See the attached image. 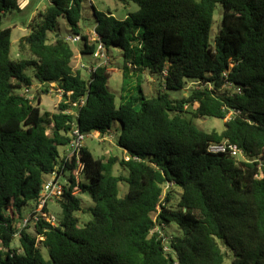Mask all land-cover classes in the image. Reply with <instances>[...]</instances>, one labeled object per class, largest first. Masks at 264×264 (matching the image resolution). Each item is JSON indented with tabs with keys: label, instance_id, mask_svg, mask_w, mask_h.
<instances>
[{
	"label": "trees",
	"instance_id": "1",
	"mask_svg": "<svg viewBox=\"0 0 264 264\" xmlns=\"http://www.w3.org/2000/svg\"><path fill=\"white\" fill-rule=\"evenodd\" d=\"M84 1L48 0L12 60V29L1 21L24 9L0 0V264H264V0H127L137 10L121 20L93 11L92 44L79 27ZM59 18L81 37L82 54L98 44L120 49L124 78L138 70L159 74L166 90L193 87L181 99L147 98L137 87L116 106L105 66L84 79L70 44L48 39ZM33 79L62 92L56 113H41L39 94L15 93L29 91ZM201 117L223 120L224 129L204 132L193 123ZM113 122L126 158H94L83 147L62 167L58 148L70 144L74 127L105 136ZM223 143L243 160L208 152ZM75 160L83 166L78 183ZM115 166L126 175H114ZM62 168L67 184L53 225L40 214L47 206L35 210L44 178ZM120 183L128 187L122 197ZM77 193L92 206L82 209ZM78 212L90 220L80 222ZM170 224L180 234L166 242L151 233Z\"/></svg>",
	"mask_w": 264,
	"mask_h": 264
},
{
	"label": "rangeland",
	"instance_id": "2",
	"mask_svg": "<svg viewBox=\"0 0 264 264\" xmlns=\"http://www.w3.org/2000/svg\"><path fill=\"white\" fill-rule=\"evenodd\" d=\"M22 1V0H21ZM48 0H28L27 5L23 12L7 14L1 21V28H11V48H10V58L15 60L17 57V41L20 37L28 34L26 24L28 21L39 11H42ZM137 10V6L127 0H85L83 2L82 18L79 22V27L82 34L87 35L88 43L92 44L96 39L94 34L95 28V18L93 11L102 12L104 14L111 13L117 19H124L128 14L134 13ZM222 10L220 6H217L214 13V22L210 33V40H213L215 34L217 33ZM55 35H58L62 39H66L68 36H73L71 34L70 28L63 18L57 20V26L55 32H50L47 34L49 40H51ZM70 47L74 52V57L71 61L73 69L79 70L82 78L86 79L90 73L93 66H105L110 72V78L107 82V89L115 96V105L118 106L125 95H130L135 92L137 87H140L143 94L147 98L156 97L159 93L165 92L171 99H181L189 94V89L193 87L191 82L187 81V84L182 89L178 90H166L164 88V79L159 74H149L148 72H141L138 70H133L132 74L127 78H124L123 72L126 63L123 59V53L120 49L115 47H110L105 53L103 59L93 58L92 54H82L83 41L77 43H70ZM28 75L32 76V72L27 71ZM44 89H47V93H41ZM16 94H25L28 98H32L39 94L40 105L39 109L41 113L49 112L56 113L59 103L61 102L62 96L58 93L54 84H50L49 87L40 84L37 80L33 79V84L28 92H22V90H15ZM35 99L33 103L35 104ZM193 123L203 130L204 132H210L216 130L221 132L224 129V121L220 119H215L211 117H201L193 119ZM120 130V123L113 122L111 127V132L108 135H90L87 137L83 143L84 147L87 148L93 155L94 158L116 156L118 158H126V154L121 151L116 145V140L118 138ZM67 146L59 147L58 151L62 157L63 153L66 151ZM237 160H243L242 156L236 158ZM114 175H126V172L120 167L115 166L113 168ZM62 186L67 184L66 180H61ZM127 185L124 183L119 184V195L122 197L127 192ZM177 193L178 189H174ZM78 198L81 200L82 209L87 210L92 206V201L87 194L77 193ZM59 198L55 197L50 202L47 203V212L54 216L56 223L59 222L61 218V210L58 202ZM176 201V200H175ZM28 206L26 213L29 214L30 207ZM77 217L80 222H86L90 220V216L87 213L78 212ZM18 225V224H17ZM28 228L29 233H33V228L31 224ZM162 233L164 234L166 241L170 239L171 236L180 234L178 228L174 224H170L163 228ZM18 245V240L16 239L13 246ZM224 250V247H222Z\"/></svg>",
	"mask_w": 264,
	"mask_h": 264
},
{
	"label": "built area",
	"instance_id": "3",
	"mask_svg": "<svg viewBox=\"0 0 264 264\" xmlns=\"http://www.w3.org/2000/svg\"><path fill=\"white\" fill-rule=\"evenodd\" d=\"M18 7L20 10L24 9L25 6L28 3V0H17ZM82 39L79 35H73L68 36L65 41L70 43H77L80 42ZM106 51L104 50L103 46L101 44H98L94 53H93V58L97 59H103L105 57ZM102 66V65H100ZM98 66H93L91 70H95ZM60 95L62 92L60 90H57ZM28 92V91H24ZM26 96V95H25ZM70 111H66V113H69ZM71 136V142L67 146L66 151L63 153L62 157L64 160L63 168L65 164L72 162L73 158H77L78 154L81 150V148L84 147L83 143L87 137L90 135H86L81 133L76 127L73 128V130L70 133ZM208 152L209 153H224L227 154L233 158H237L241 156V151L237 148L236 145L229 144V143H223L220 145L217 144H212L208 147ZM56 169L54 172L51 174L47 175L42 183L41 191H40V196H39V201L36 207V212L40 213L41 209L44 206H47V203L50 202L52 199L55 197H60L62 193L63 186L61 184V180L64 179L67 182V176L68 173L67 171ZM73 175H74V181L78 183L81 178V172L83 169L82 164L78 161L75 160V167H74ZM41 216L49 223L51 224H56V219L54 216L48 214V213H40ZM36 219V218H35ZM28 224V217H25L18 225H17V230L21 229L22 227L26 226ZM157 233L159 238H162L164 242H166V238L164 234L162 233V230L156 226L153 228L151 233Z\"/></svg>",
	"mask_w": 264,
	"mask_h": 264
},
{
	"label": "crops",
	"instance_id": "4",
	"mask_svg": "<svg viewBox=\"0 0 264 264\" xmlns=\"http://www.w3.org/2000/svg\"><path fill=\"white\" fill-rule=\"evenodd\" d=\"M89 44V43H88Z\"/></svg>",
	"mask_w": 264,
	"mask_h": 264
}]
</instances>
